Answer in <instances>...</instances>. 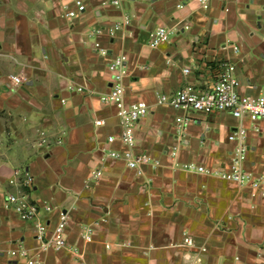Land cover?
<instances>
[{"label":"crops","instance_id":"crops-1","mask_svg":"<svg viewBox=\"0 0 264 264\" xmlns=\"http://www.w3.org/2000/svg\"><path fill=\"white\" fill-rule=\"evenodd\" d=\"M57 1L71 4L0 0V264H25L10 253L20 247L44 264H264V199L217 174L183 168L227 169L234 146L228 136L241 121L228 111H201L181 141L176 112L154 104L157 93L211 84L225 60L236 64L242 94L264 93V0H208V8L200 0H122L111 10L83 0L85 11L73 19L55 8ZM128 13L132 26L115 39L92 35ZM160 23L179 25L170 28L178 33L153 49L147 36ZM96 38L109 56L128 57L127 100L152 105L135 128V147L158 160L156 168L138 173L108 156L125 147L115 106L100 99L111 75ZM16 74L27 80L10 91L8 78ZM242 122L245 168L264 172V120ZM17 169L35 178L25 190L40 206L31 220L3 206L7 193L24 190L9 183ZM59 210L69 214L70 246L41 251L36 223L51 230ZM86 226L93 228L89 242ZM185 235L206 251L183 243Z\"/></svg>","mask_w":264,"mask_h":264},{"label":"built area","instance_id":"built-area-1","mask_svg":"<svg viewBox=\"0 0 264 264\" xmlns=\"http://www.w3.org/2000/svg\"><path fill=\"white\" fill-rule=\"evenodd\" d=\"M202 6L208 7V0H200ZM70 3H64L63 8L66 17L73 19L85 11L86 5L83 0H71ZM112 3L120 6V0H113ZM121 23L116 22L107 32L114 34L120 30ZM95 37L101 36L103 29L95 28L92 30ZM170 30L165 26H158L149 32V44L152 47H158L170 40ZM95 47L101 55L109 56V51L101 45L96 38ZM233 50L236 53L240 49L234 45ZM108 69L111 79L109 89L100 96L103 103L112 104L116 108V116L118 118V127L120 129L119 141L125 147L123 152L110 150L108 156L124 159L128 168L142 172V167L150 165L156 168L159 165L158 160H153L148 154L136 151L135 128L140 120L146 117L152 108V105L143 100L129 101L126 97L125 79L128 75L127 56L123 53L109 56ZM237 67L231 61L225 60L219 63L217 75L214 81L205 86L198 87L193 84H186L176 89L171 94L157 93L155 96V105L168 106L173 109L176 114L174 117L176 132L182 136L187 130L189 124L194 120V114L201 111H228L236 119L240 120V124L235 127L228 136V139L234 143L230 152V162L225 170L208 168L194 163H186L184 167L190 170H197L203 173L217 174L220 177L232 180L241 184L250 190L253 197L264 199V172L256 173L245 168V162L248 155V129L242 121L249 120L255 124L258 120H264V93L257 96L242 94L239 91L240 80L237 74ZM183 72L188 74L191 72L189 67H184ZM26 77L22 74L10 75L7 85L10 91H15L21 84L26 82ZM84 86H78L76 90L81 92ZM64 101V100H62ZM97 125L104 124V120H96ZM115 135H109L108 141L114 142ZM175 156L172 151L171 157ZM99 171L94 172L98 175ZM35 178L29 171L17 169L9 180L11 185L21 187L23 191H15L7 193L3 201L5 209L15 211L22 220L34 219L40 210L38 203L29 198L26 189L32 188ZM47 210H51L50 205H45ZM69 224V214L66 211H58V220L54 227L49 230L40 222L36 223V240L38 241L41 251L54 249H67L69 242L67 238V227ZM93 238L92 226L83 229V239L86 242ZM184 243L194 245L193 240L189 236L184 237ZM77 249H74L76 251ZM205 251V248H201ZM12 255H18L25 261V264H44L38 255H34L26 247H20L10 251Z\"/></svg>","mask_w":264,"mask_h":264},{"label":"rangeland","instance_id":"rangeland-1","mask_svg":"<svg viewBox=\"0 0 264 264\" xmlns=\"http://www.w3.org/2000/svg\"><path fill=\"white\" fill-rule=\"evenodd\" d=\"M112 1L113 0H101L100 1V4H101V6H103L104 8H106V9H109V10H111L110 8H121L122 7V0H121V4H120V6H116V5H114L113 3H112ZM58 3H55V2H52V3H54L55 5V8H59L60 9V11H63L64 10V8H63V5H64V2H59V1H57ZM203 8H206V7H204L203 6ZM208 8V7H207ZM129 14V13H128ZM116 22H120L121 23V28H120V30H118V31H115V35H116V32H119V31H122V30H124V29H129L131 26H132V20H131V18H130V14L129 15H126L124 18H122V19H120V20H114V22H111L112 23V25H110L111 27L116 23ZM161 24V23H160ZM158 25V26H162V25H164V24H161V25ZM173 24V23H172ZM165 27L167 28V29H169L170 30V32H171V34H170V40L168 41V42H170V41H174L173 40V35L175 36V34H176V32L178 31H176V30H174V33L175 34H173L172 33V30L170 29L171 27L172 28H178L179 27V25H176L175 27H174V25H165ZM190 26H186L185 28H189ZM101 28L103 29V33L101 34V36L102 35H106V32H107V30L110 28V27H107V26H104V25H102L101 26ZM154 29V28H153ZM153 29H150V31H152ZM149 31V32H150ZM108 33V32H107ZM178 33V32H177ZM114 34H111V35H109V36H106L107 38H112V39H115V35ZM100 35H99V37H101ZM177 36V35H176ZM148 38H147V41H146V45L147 46H149L150 48H153V49H155V48H157V47H152V46H150V44H149V33H148V36H147ZM101 38H99V41H101L100 40ZM168 42H166V43H168ZM161 46V45H160ZM159 47V46H158ZM107 49V48H106ZM118 54H120V53H118ZM123 54H125V53H123ZM112 55V54H111ZM126 55V54H125ZM128 58V57H127ZM128 60V59H127ZM23 75V74H22ZM183 136H181V138H180V140L182 141L183 139ZM195 165H198L199 166V164H196V163H194ZM184 165L185 164H183V168H185L184 167ZM7 195V194H6ZM6 195H5V197H6ZM87 227V226H86ZM185 236H187V235H185ZM184 236V237H185ZM192 240H193V242H194V245H188L189 247H198L200 250H201V248L202 247H204L205 248V251H206V247L205 246H197V244H196V242H195V240L193 239V237H191V236H189ZM184 240V239H183ZM183 243H184V241H183ZM202 251V250H201ZM205 251H202V252H205Z\"/></svg>","mask_w":264,"mask_h":264}]
</instances>
